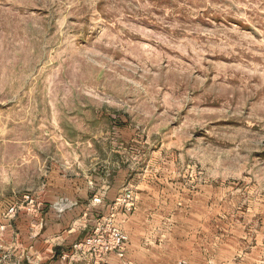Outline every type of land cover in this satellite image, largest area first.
I'll list each match as a JSON object with an SVG mask.
<instances>
[{"label": "rangeland", "instance_id": "374dc122", "mask_svg": "<svg viewBox=\"0 0 264 264\" xmlns=\"http://www.w3.org/2000/svg\"><path fill=\"white\" fill-rule=\"evenodd\" d=\"M62 178L69 247L113 214L125 264H264V0H0V264Z\"/></svg>", "mask_w": 264, "mask_h": 264}, {"label": "crops", "instance_id": "0c3cea01", "mask_svg": "<svg viewBox=\"0 0 264 264\" xmlns=\"http://www.w3.org/2000/svg\"><path fill=\"white\" fill-rule=\"evenodd\" d=\"M62 180H64L65 185L55 181L49 184L48 191L39 194L40 202L46 203V206L50 207V209L47 213H44L43 217L40 214L34 217L35 223L33 227L35 229L33 230L32 252L36 255L37 264H91L92 260L85 256H77L71 260L61 258V255L73 241V236H71L74 228L72 215L75 213L79 214L83 210L82 207H77L74 208V211L72 207H63L61 204L63 205V202L68 205H73L77 202L81 203V200H78L77 196L85 198V193L88 189L85 182H79L76 187L77 183H73L66 178H62ZM74 185L75 188L73 189ZM58 205L60 206L58 207ZM84 215L86 216L87 214L84 213ZM43 221L44 223L42 224ZM41 226H44V228L41 229ZM81 226L82 230L84 225ZM129 248L130 245L126 246V256ZM103 264L125 263L115 255H110L104 259Z\"/></svg>", "mask_w": 264, "mask_h": 264}, {"label": "built area", "instance_id": "2783aa9c", "mask_svg": "<svg viewBox=\"0 0 264 264\" xmlns=\"http://www.w3.org/2000/svg\"><path fill=\"white\" fill-rule=\"evenodd\" d=\"M120 200L124 203L126 210L130 211L134 208V197L131 191L124 193ZM100 201V198L94 199L96 203ZM113 216L111 214L109 219H99L92 232L69 247L62 259L71 260L77 254L80 257H89L92 260L91 264H103L104 259L110 255L123 258L128 238L116 226Z\"/></svg>", "mask_w": 264, "mask_h": 264}]
</instances>
